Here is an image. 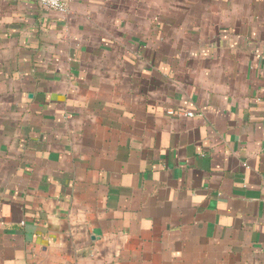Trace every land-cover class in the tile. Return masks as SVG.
<instances>
[{
  "label": "crops",
  "instance_id": "obj_1",
  "mask_svg": "<svg viewBox=\"0 0 264 264\" xmlns=\"http://www.w3.org/2000/svg\"><path fill=\"white\" fill-rule=\"evenodd\" d=\"M0 264H264V0H0Z\"/></svg>",
  "mask_w": 264,
  "mask_h": 264
},
{
  "label": "built area",
  "instance_id": "obj_2",
  "mask_svg": "<svg viewBox=\"0 0 264 264\" xmlns=\"http://www.w3.org/2000/svg\"><path fill=\"white\" fill-rule=\"evenodd\" d=\"M68 0H39L42 8L64 14L67 11ZM191 115V113H188Z\"/></svg>",
  "mask_w": 264,
  "mask_h": 264
}]
</instances>
